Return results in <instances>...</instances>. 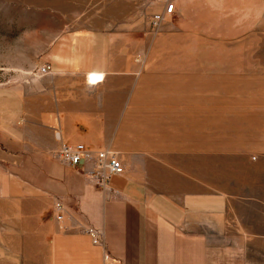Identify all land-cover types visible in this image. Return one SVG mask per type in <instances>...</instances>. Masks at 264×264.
<instances>
[{
	"label": "crops",
	"instance_id": "1",
	"mask_svg": "<svg viewBox=\"0 0 264 264\" xmlns=\"http://www.w3.org/2000/svg\"><path fill=\"white\" fill-rule=\"evenodd\" d=\"M261 1L175 0L165 21L198 34L208 12L230 9L243 22ZM114 26L100 19L55 36L29 78L0 85V264H254L263 213L246 216L254 179L223 169L210 178L182 173L205 163L191 151L194 161L182 165L177 97L167 94L177 91V73L166 72L177 66V51H151L149 33ZM43 66L50 70L40 74ZM63 142L110 148L125 171L98 188L91 165L58 157Z\"/></svg>",
	"mask_w": 264,
	"mask_h": 264
},
{
	"label": "rangeland",
	"instance_id": "2",
	"mask_svg": "<svg viewBox=\"0 0 264 264\" xmlns=\"http://www.w3.org/2000/svg\"><path fill=\"white\" fill-rule=\"evenodd\" d=\"M158 1L0 0V85L29 78L55 36L92 27L100 19L115 23V29L149 33L151 51H177V66L166 72L177 73V91L167 94L177 97V143L185 146L181 163L186 167L194 161L191 151L205 163L182 173L210 178L213 169H223L235 178L254 179L251 187L247 182L245 210L247 217L263 212L255 220L262 228L261 251L253 252L252 262L264 264V0L256 16L246 11L239 25L237 11L208 12V24L194 27L198 34L166 21L153 27ZM176 30L177 37L168 34ZM137 58L144 60L142 54ZM206 158L213 167L205 166Z\"/></svg>",
	"mask_w": 264,
	"mask_h": 264
},
{
	"label": "built area",
	"instance_id": "3",
	"mask_svg": "<svg viewBox=\"0 0 264 264\" xmlns=\"http://www.w3.org/2000/svg\"><path fill=\"white\" fill-rule=\"evenodd\" d=\"M175 11V0H165V7L162 12L152 15L151 24L155 28H159L160 24L171 17ZM50 70V66H43L39 69L40 74H45ZM57 135H59L57 133ZM58 157L70 166L91 165L89 176L93 180L96 187L106 190L109 188L111 178L116 174H122L125 166L117 152L110 148L95 149L85 144H69L62 143ZM55 212L58 220L64 217V205L62 202H56ZM87 232L91 235L93 242L99 243V236L94 228H88ZM105 260L109 262V255L105 256Z\"/></svg>",
	"mask_w": 264,
	"mask_h": 264
},
{
	"label": "bare ground",
	"instance_id": "4",
	"mask_svg": "<svg viewBox=\"0 0 264 264\" xmlns=\"http://www.w3.org/2000/svg\"><path fill=\"white\" fill-rule=\"evenodd\" d=\"M150 21H151V19H150ZM91 78H93L94 80H96V79H98V78H100V76H97V75H91ZM200 125V124H199ZM185 129V128H184ZM199 136V135H198ZM203 136V135H202ZM207 137V136H206Z\"/></svg>",
	"mask_w": 264,
	"mask_h": 264
}]
</instances>
